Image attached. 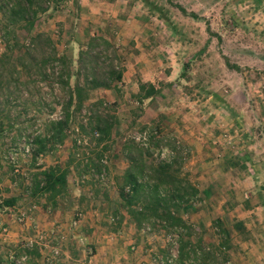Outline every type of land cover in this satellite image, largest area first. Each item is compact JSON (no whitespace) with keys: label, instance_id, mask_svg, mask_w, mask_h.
<instances>
[{"label":"rangeland","instance_id":"1","mask_svg":"<svg viewBox=\"0 0 264 264\" xmlns=\"http://www.w3.org/2000/svg\"><path fill=\"white\" fill-rule=\"evenodd\" d=\"M16 1L0 0V264L176 262L175 232L135 221L146 195L132 207L120 196L125 148L134 144L150 148L147 167L173 157L174 175L199 191L179 212L195 227L186 241H203L213 264H264V0H34L32 27L9 14ZM38 33L66 56L70 85L85 88L86 99L62 143L47 142L35 156L64 117L59 87L37 67L50 54L45 39L24 49ZM94 37L115 53L96 58L97 47L81 56ZM111 63L126 82L85 86V76L100 79ZM141 85L158 92L144 99ZM103 121L114 124L101 140L94 128ZM221 163L224 170L213 168ZM51 167L67 172L55 197L31 184ZM216 220L226 250L216 249ZM197 258L186 263L202 264Z\"/></svg>","mask_w":264,"mask_h":264},{"label":"trees","instance_id":"2","mask_svg":"<svg viewBox=\"0 0 264 264\" xmlns=\"http://www.w3.org/2000/svg\"><path fill=\"white\" fill-rule=\"evenodd\" d=\"M12 0H7V4H12ZM34 0H17L15 5L10 6L9 14L18 16L21 21L29 24V27L33 26L38 11L34 8ZM6 5V4H5ZM176 8L182 13L186 14V11L180 6L176 5ZM45 11L46 9H41ZM196 18L195 15L192 16ZM11 20L12 17H10ZM45 39L46 44L49 46L50 54L46 60H42L40 65H37L38 71L47 80L55 83L61 91V101H57L61 105V112L64 115L63 119L52 122L50 125L51 135L49 139L37 141L39 143V149L33 150L35 156L43 150L47 142L56 144L62 143L65 137V130L68 128V124L74 111L80 110L83 100L86 99L84 93L85 88L78 83L74 87L70 85V78L72 74L68 68V60L66 56L59 55L55 52V46L50 39L44 37L43 34L38 33L30 36L29 45H26L24 49L26 52H32L35 48L36 42H40ZM6 50L10 49L7 44ZM18 46V45H17ZM97 47H101L100 53L96 52ZM21 49V48H20ZM109 52L115 53L113 46L105 39L100 37L90 38L89 42L80 52V55H86L90 57L96 54L95 57L104 56L109 57ZM117 57V55H114ZM92 57V56H91ZM104 57H102L103 59ZM118 58V57H117ZM119 59V58H118ZM117 59V60H118ZM110 69L103 73V76L99 79L95 74L85 76V86L89 88H109L112 85H116L121 82L122 79V67L117 64H110ZM80 67V66H79ZM80 68L77 69V73H80ZM16 72V70H14ZM96 72V69L95 71ZM93 72V73H94ZM140 91H144V99L151 98L158 91L153 85H141ZM75 105V106H74ZM103 121V127L99 124H95L94 132H98L101 136V140L110 134V130L114 123H105ZM103 128V129H102ZM154 138V137H153ZM154 140V139H153ZM160 142H156L154 146H158ZM154 144V143H153ZM137 150V155L131 154V149ZM138 145H131V147L125 148L127 153L128 167L123 176V184L120 187V196L124 200V204L127 207H132L138 203V198L141 194L146 195L148 201L142 208L134 215L135 221L139 224L142 221L156 220L163 225L164 228L175 232V243L177 244V260L170 264H190L186 261H192L191 258H197L202 264H213L215 259L203 250L202 242L197 241L194 245L191 241L186 239L191 235L190 229L194 227L179 216V212L186 208V206L193 200L199 199V191L183 178H178L172 171V164L174 158L171 157L168 161H157L155 165L147 167L144 163L145 154L150 155V148L144 150V153L140 150ZM129 150V151H128ZM97 166V164H96ZM33 190L42 194H49L50 197L59 195L67 186V172L59 167H51L44 169L35 175L34 181H32ZM125 189L127 191L125 192ZM34 192V193H35ZM5 206L9 207L14 204V200L4 201ZM215 230L217 237L219 238V244L217 245L218 251L221 249H227L230 247L228 241V235L222 228H218L219 221H215ZM227 258L225 253H222ZM163 264H169L164 262Z\"/></svg>","mask_w":264,"mask_h":264},{"label":"crops","instance_id":"3","mask_svg":"<svg viewBox=\"0 0 264 264\" xmlns=\"http://www.w3.org/2000/svg\"><path fill=\"white\" fill-rule=\"evenodd\" d=\"M151 75H153V74L150 73L149 76H151ZM153 76H154V75H153ZM139 80H141V76H139ZM142 80H143V81L145 80V82H150L151 84L154 85L156 79H155V78H147V79H142ZM123 81L126 82L127 80H125L124 77H123V78H122V82H123ZM137 82H138V81H137ZM137 82H136V83H137ZM126 84H127V83H126ZM129 84H131V86L133 85V83H129ZM212 164H213V163H208V164H204V165H205V168H207V167L210 168L211 166H213ZM224 166H225V164H224V163H221V164L217 165L216 167L214 166L213 168H215L216 170L219 171V170H224V169H225ZM221 174H222V173H221ZM215 175L218 176V173H216ZM219 176H220V174H219ZM198 179H201V177H199ZM210 181H212V179L210 180V178H209V182H210ZM212 182H213V181H212ZM215 184H216V183H215ZM211 185H212L211 183L208 184V187L211 186ZM205 187H206V189L208 188L207 186H205ZM204 189H205V188H204ZM206 189H205L204 192H207L208 189H207V190H206ZM202 192H203V191H202ZM12 207H13V206H12ZM33 212H35V213L37 214V216H40V214H41L38 210L33 211ZM55 215H56V213H55ZM16 235H17V234H15V233H11V234H10V238H11V241H12V242L16 240ZM15 242H16V241H15Z\"/></svg>","mask_w":264,"mask_h":264},{"label":"built area","instance_id":"4","mask_svg":"<svg viewBox=\"0 0 264 264\" xmlns=\"http://www.w3.org/2000/svg\"><path fill=\"white\" fill-rule=\"evenodd\" d=\"M139 138H141V137H139Z\"/></svg>","mask_w":264,"mask_h":264}]
</instances>
